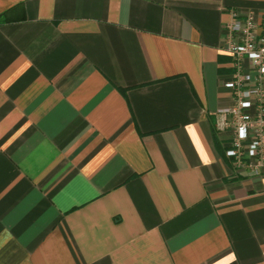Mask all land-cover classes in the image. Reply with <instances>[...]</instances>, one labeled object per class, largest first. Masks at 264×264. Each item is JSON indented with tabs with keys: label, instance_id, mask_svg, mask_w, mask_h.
Returning <instances> with one entry per match:
<instances>
[{
	"label": "crops",
	"instance_id": "1",
	"mask_svg": "<svg viewBox=\"0 0 264 264\" xmlns=\"http://www.w3.org/2000/svg\"><path fill=\"white\" fill-rule=\"evenodd\" d=\"M248 11L0 0V264H264V173L214 141Z\"/></svg>",
	"mask_w": 264,
	"mask_h": 264
},
{
	"label": "built area",
	"instance_id": "2",
	"mask_svg": "<svg viewBox=\"0 0 264 264\" xmlns=\"http://www.w3.org/2000/svg\"><path fill=\"white\" fill-rule=\"evenodd\" d=\"M223 50L231 56L232 78L225 86L232 103L216 110V129L229 136L225 156L238 174L264 173V14L232 13Z\"/></svg>",
	"mask_w": 264,
	"mask_h": 264
},
{
	"label": "trees",
	"instance_id": "3",
	"mask_svg": "<svg viewBox=\"0 0 264 264\" xmlns=\"http://www.w3.org/2000/svg\"><path fill=\"white\" fill-rule=\"evenodd\" d=\"M214 141H215V145L217 147V150L219 151L221 156L222 157L225 156V149L221 146L220 139H217V133L214 134Z\"/></svg>",
	"mask_w": 264,
	"mask_h": 264
}]
</instances>
